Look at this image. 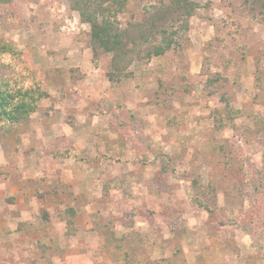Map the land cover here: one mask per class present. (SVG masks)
Masks as SVG:
<instances>
[{"label":"rangeland","instance_id":"1","mask_svg":"<svg viewBox=\"0 0 264 264\" xmlns=\"http://www.w3.org/2000/svg\"><path fill=\"white\" fill-rule=\"evenodd\" d=\"M123 1L118 19L135 37L170 4ZM183 2L160 23L172 48L148 57L157 31L119 70L94 52L76 0H0V43L21 52L0 62L46 92L0 131V177L42 186L39 199L45 182L54 198L64 189L60 205L33 211L78 218L68 240L88 223L86 264H264V0Z\"/></svg>","mask_w":264,"mask_h":264},{"label":"trees","instance_id":"2","mask_svg":"<svg viewBox=\"0 0 264 264\" xmlns=\"http://www.w3.org/2000/svg\"><path fill=\"white\" fill-rule=\"evenodd\" d=\"M76 9L78 10L82 21L91 26V39L94 52L97 54L100 50L113 54V66L116 69L121 68V63L132 49L138 45V39L148 41L155 32L159 31L163 35L162 43L154 45L148 50V57L159 56L172 48L174 40L168 33L167 28L161 27V22H166L169 14L174 12L175 5H182L183 0H170V4H164V8L150 12L143 23L138 24L139 33L137 37L130 34L128 29L121 27L118 14L125 7L123 0H113L114 3L121 4L119 10H112V6H105V2L94 0H76ZM183 7V6H182ZM191 4V9H193ZM185 10V14L192 15L193 10ZM178 11V10H177ZM108 13V14H107ZM111 13V14H109ZM160 27L162 29H160ZM130 43L132 46H130ZM0 53L13 54L19 58L21 52L10 43H0ZM20 67V66H19ZM19 67L12 63L1 64L0 62V131L9 132L12 125L30 116L38 108V102L46 94L39 83L32 77L33 75L17 72ZM35 84V85H32ZM227 117L232 122L240 115V110L229 106ZM222 118H216L215 124L219 129L225 127L221 122ZM260 128L264 127V121L260 120ZM259 128V129H260ZM195 189L200 193H206L207 189L196 183ZM72 224V221H70Z\"/></svg>","mask_w":264,"mask_h":264},{"label":"crops","instance_id":"3","mask_svg":"<svg viewBox=\"0 0 264 264\" xmlns=\"http://www.w3.org/2000/svg\"><path fill=\"white\" fill-rule=\"evenodd\" d=\"M262 34L264 37V31ZM45 185V198L40 199L53 205V201H59L56 205H60L64 189H60L58 199L52 197L58 196L55 191L47 192L52 183L45 182ZM38 188L41 191L42 186L36 188L24 181L10 182L7 177H0V264H86L82 256L89 247L85 237L94 235L91 226L87 223L84 230L78 231L76 237L82 238L81 241H74L73 235L68 240L67 236L74 232V224H79L78 218L56 213L50 214L49 219L40 217L33 211L36 200L38 204L41 202L36 192ZM34 253L36 257L32 258Z\"/></svg>","mask_w":264,"mask_h":264}]
</instances>
